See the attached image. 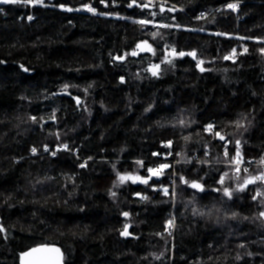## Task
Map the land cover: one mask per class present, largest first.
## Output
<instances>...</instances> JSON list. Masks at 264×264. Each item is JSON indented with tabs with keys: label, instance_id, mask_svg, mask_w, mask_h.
Wrapping results in <instances>:
<instances>
[{
	"label": "trees",
	"instance_id": "1",
	"mask_svg": "<svg viewBox=\"0 0 264 264\" xmlns=\"http://www.w3.org/2000/svg\"><path fill=\"white\" fill-rule=\"evenodd\" d=\"M114 1L0 4V264L41 244L65 264H264V182L215 190L262 171L264 0ZM145 42L153 52L132 55ZM237 140L250 172L226 162Z\"/></svg>",
	"mask_w": 264,
	"mask_h": 264
},
{
	"label": "snow or ice",
	"instance_id": "2",
	"mask_svg": "<svg viewBox=\"0 0 264 264\" xmlns=\"http://www.w3.org/2000/svg\"><path fill=\"white\" fill-rule=\"evenodd\" d=\"M20 2V0H0V4H9V3H18ZM25 3H33V2H37V3H43V0H24ZM101 2L103 3L104 0H101ZM136 3V0H133V4ZM132 4H129V7H131ZM137 6H141V5H137ZM63 7V6H61ZM87 8L88 11H92V12H95V9L91 8L90 6H85ZM143 7H147V5H143ZM227 7L229 9H232V10H236L238 8V4H235V3H232V4H228ZM69 11H71L72 9H68ZM173 9H169V11H171ZM29 19H31V17H29ZM140 23L144 24V23H148V21H140ZM155 35V33L153 34ZM146 44V42H145ZM137 47H141L140 45H137ZM144 50V49H142ZM146 50H151V46H147V49ZM245 51H247V49H245ZM261 52H264V49H261ZM137 53L136 52H133L132 55H136ZM172 54L175 55V49L172 50ZM178 55L180 56H184L185 53L183 52H180L178 53ZM187 55H191L195 58V53H187ZM233 56H235V49H233V53H232ZM225 59H229L230 57L226 56L224 57ZM165 60L169 63H171L170 60H167V57H165ZM203 61H199L198 62V65L199 64H202ZM160 65H153L149 71H151L152 75L153 76H156L158 75V69H159ZM25 71H28V69H24ZM201 71H204L203 68H201ZM121 82H123V78H121ZM67 85H65L64 87V90L67 91ZM85 91H87V89H85ZM77 99V102L79 103V100L78 98ZM147 111V110H146ZM30 119L35 122L36 121V117H30ZM51 119H55V113H53ZM179 124L181 126H187L186 125V122L181 119L179 121ZM236 127L237 128H240V127H243V124L240 122V121H237L236 122ZM212 130V125H209L206 129V131H211ZM216 136H218L222 141H225V157L227 158L228 157V151H227V141L225 140V137L220 135L219 132L216 133ZM185 141H188L189 139H191V137L189 136H185L184 137ZM236 145H237V149H236V155L234 157L231 158V160H226L227 163L229 164H233L235 163L236 164V168H235V172L238 174L239 171H240V168H239V164L243 162L242 160V157H241V153H240V149H239V145H240V141L237 140L235 141ZM167 146H171V142H168V145ZM64 149H67V145H63L62 146ZM45 151H48V148L47 146H45L44 148ZM32 153L35 154L37 152V149L36 148H32ZM52 155H55L56 153L55 152H52L51 153ZM154 155H157L154 153ZM170 155V153H169ZM239 158V159H237ZM138 164H142V162L138 161L137 162ZM201 163H206V161H201ZM259 164H264V157L261 158V160L258 162ZM85 165H81V167H84ZM170 167V165L168 164H161L159 165V169H153V168H149L147 171L151 174L148 179H144L138 175H132L131 173H128V174H121L119 172H117V181L114 182V187H118L120 184H123L129 180H131L133 183H136L137 181L141 182V183H144V184H147L148 183V180L151 179V176H159L162 174L163 170ZM244 172H248V169L245 168L244 169ZM228 176V173L225 172L221 177H220V180L218 181V183L220 185H223L224 182H225V177ZM238 181H241V178L239 175H236L235 177ZM180 181L184 184H187L189 187H191L192 189H195V190H198V191H204V186L197 182V181H187L185 180V178L183 176H181L180 178ZM257 181H260V182H264V171H261L258 175H248L246 178H244L241 182L238 183L237 185V188L236 189H230L228 187H222L221 189H215L216 191H222L223 192V195L225 197H228L229 199L232 198V195H233V192L235 191H244L247 186L249 184H255ZM163 192L165 195H168V189L167 188H163ZM113 196L116 195L115 192L112 193ZM137 195H139V193H137ZM175 195V189H173V196ZM257 197H264V191H260V190H257L256 191V195L253 196V199L255 200ZM142 199H147V197H141ZM194 212L196 211L195 209L193 210ZM203 214V213H201ZM123 215L125 217H127L129 215V213L125 212L123 213ZM236 216V213H233V218H235ZM260 218H264V211L260 212L259 214ZM174 224V220H169L168 221V226L171 227L173 226ZM4 231V229L2 227H0V232ZM171 234V233H169ZM121 235H124V236H127L129 235L128 233V225H125L124 227V230L121 232ZM241 247H243V245H241ZM48 253H55L56 256L55 257H52L50 255H47ZM23 257H29L31 258V260L28 262V264H61L62 260H63V254L60 252V249L59 248H54V247H49L47 245H39L35 248H32L30 249L28 252L24 253L23 256H22V259ZM237 259H239V257H237Z\"/></svg>",
	"mask_w": 264,
	"mask_h": 264
},
{
	"label": "built area",
	"instance_id": "3",
	"mask_svg": "<svg viewBox=\"0 0 264 264\" xmlns=\"http://www.w3.org/2000/svg\"><path fill=\"white\" fill-rule=\"evenodd\" d=\"M100 4H101L102 6H104V7L115 6V5H116V1H114V0H111V1H109V0H104V2H103V3L100 2ZM85 6H90L91 8L95 9V12L88 11L87 8H86ZM82 9H83L84 12L91 13V14H96V13L98 12V7H96V6H95L93 3H91V2L85 4V5L83 6ZM61 149H64V148H61ZM242 160H243V159H242ZM235 165H236V164H235ZM253 166H254V164H253L251 161H247V162H245V161L243 160V162L239 164V167H240L241 169L244 170L245 168H247V169H248V172H250V171L252 170ZM261 168H262V171H264V164L261 165ZM167 229H168V228H167Z\"/></svg>",
	"mask_w": 264,
	"mask_h": 264
},
{
	"label": "rangeland",
	"instance_id": "4",
	"mask_svg": "<svg viewBox=\"0 0 264 264\" xmlns=\"http://www.w3.org/2000/svg\"><path fill=\"white\" fill-rule=\"evenodd\" d=\"M34 3V2H33ZM32 3V4H33ZM36 4H39V5H44V6H47L48 4H45L44 3V0H43V3L41 4V3H37V2H35ZM48 6H50V5H48ZM146 24H150V25H155V22H151V23H146ZM141 47H137V49H136V53H141V54H145V53H152L153 52V48L151 47V50L149 51V50H146L147 49V46H149L150 44H148V43H141V44H139ZM151 46V45H150ZM142 49H144V50H142ZM152 67V66H151ZM233 167L235 166L236 167V165H235V163H233V164H231ZM159 176H161V175H159ZM154 178L155 177H157V176H153ZM170 220H174V224H173V226H171V227H169L168 226V223H167V226H166V235L172 240L173 239V235H172V232L174 231V227H175V218H174V216H172V218L170 219ZM168 228V229H167ZM169 233H171V234H169Z\"/></svg>",
	"mask_w": 264,
	"mask_h": 264
},
{
	"label": "water",
	"instance_id": "5",
	"mask_svg": "<svg viewBox=\"0 0 264 264\" xmlns=\"http://www.w3.org/2000/svg\"><path fill=\"white\" fill-rule=\"evenodd\" d=\"M174 56L175 55L172 54V51H169V50L166 51V57L167 58H170V57L173 58ZM158 72H159V69H158ZM150 73H151V71H150ZM75 100L77 101V99H75ZM79 104H80V101H79ZM128 232H129V227H128ZM41 245H47L49 247L59 248L60 252L63 254V260H62L61 264H65V255H64V252H63V250H62V248L60 246H58L56 244H41ZM35 247H37V246H35ZM35 247H32V248H35ZM32 248H30V249H32ZM30 249L19 253V260H18L19 264H28V262L31 260V258H29V257H23V259H22L23 254L28 252ZM47 255H50L52 257L56 256L55 253H48Z\"/></svg>",
	"mask_w": 264,
	"mask_h": 264
},
{
	"label": "bare ground",
	"instance_id": "6",
	"mask_svg": "<svg viewBox=\"0 0 264 264\" xmlns=\"http://www.w3.org/2000/svg\"><path fill=\"white\" fill-rule=\"evenodd\" d=\"M259 166V165H258ZM260 167V166H259Z\"/></svg>",
	"mask_w": 264,
	"mask_h": 264
}]
</instances>
